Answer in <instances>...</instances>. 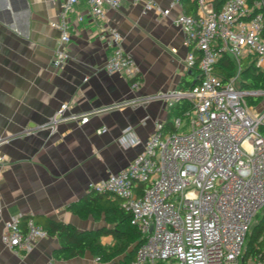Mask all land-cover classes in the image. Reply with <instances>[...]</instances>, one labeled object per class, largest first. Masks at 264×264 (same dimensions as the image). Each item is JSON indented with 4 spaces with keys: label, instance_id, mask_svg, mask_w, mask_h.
<instances>
[{
    "label": "built area",
    "instance_id": "built-area-1",
    "mask_svg": "<svg viewBox=\"0 0 264 264\" xmlns=\"http://www.w3.org/2000/svg\"><path fill=\"white\" fill-rule=\"evenodd\" d=\"M57 19L50 21L60 31L63 45L71 39L70 13L80 0H57ZM88 12L103 21L107 9L119 8L125 0H84ZM197 10L175 19L185 42L194 47L186 57L197 68L198 82L187 89L160 91L129 101L139 105L161 99L171 108L188 98L191 108L172 116L170 124L157 121L143 150L122 171L110 173L92 185L122 201L131 223L141 232L131 264H264V251L248 253L246 242L259 212L264 209V99L263 89L243 88V63L264 68V0H194ZM142 4L144 14L168 15L180 0L161 7L156 0H131ZM82 20L83 15H78ZM98 38L108 49L104 69L120 74L133 89L142 84L136 59L123 46L121 32L103 25ZM228 55L237 66L225 80L214 69ZM70 59L65 48L55 52L53 65ZM261 96L258 105L249 97ZM62 103L54 121L77 118L66 114ZM144 122V121H143ZM102 131H106L103 129ZM123 144H138L132 126L123 130ZM6 163L0 153V166ZM4 207L0 194V220ZM21 214L3 219L1 240L15 251H29L48 232L33 217L21 224ZM264 236V233H263Z\"/></svg>",
    "mask_w": 264,
    "mask_h": 264
},
{
    "label": "crops",
    "instance_id": "crops-1",
    "mask_svg": "<svg viewBox=\"0 0 264 264\" xmlns=\"http://www.w3.org/2000/svg\"><path fill=\"white\" fill-rule=\"evenodd\" d=\"M156 1L161 7L172 2ZM192 1L180 0L161 16L144 14L142 4L125 0L117 9L108 8L101 21L80 0L69 16L71 39L63 45L60 31L50 25L59 12L57 0H0V153L6 159L0 166V264H99L90 253L55 258L59 242L50 234L37 239L31 250L17 252L1 240L3 219L34 215L70 222L80 230L105 224L103 218H81L69 204L110 173L124 170L143 150L156 122L172 117L161 99L136 106L129 101L195 81V71L185 61L194 47L175 22L182 13L196 12ZM103 25L121 32L124 49L141 69L139 88L105 71L109 51L98 38ZM60 47L70 59L56 67L53 59ZM62 103L70 104L66 114L81 116L54 121ZM128 126L140 143L121 142ZM101 241L109 245L113 237L104 235Z\"/></svg>",
    "mask_w": 264,
    "mask_h": 264
},
{
    "label": "trees",
    "instance_id": "trees-1",
    "mask_svg": "<svg viewBox=\"0 0 264 264\" xmlns=\"http://www.w3.org/2000/svg\"><path fill=\"white\" fill-rule=\"evenodd\" d=\"M224 0H216L220 6ZM192 4L195 1L191 2ZM215 71L225 80L234 76L237 71L236 63L228 56L223 55L214 66ZM195 72V84L198 82ZM243 88L263 89L264 68L256 66L255 62L243 63L241 71ZM193 84L186 88H190ZM182 88V89H186ZM262 101L261 96L249 97L248 102L258 105ZM191 108L188 98H181L170 111L171 116H182L185 111ZM167 120L164 125L170 124ZM264 134V124L261 126ZM69 208L81 218L92 217L95 220L104 219L105 224L97 229L80 230L73 223L58 221L47 217L34 215H22L21 224L24 225L28 217H33L48 234L58 239L59 245L54 251L57 259H70L77 256H84L90 253L99 264H131L135 259L137 247L142 242L141 232L131 223L130 214L122 206L118 197H110L108 193L99 192L94 188L85 193L80 199L69 204ZM264 214L260 222L253 225L251 234L246 242L248 253L264 251ZM104 235H111L113 243L106 245L101 241Z\"/></svg>",
    "mask_w": 264,
    "mask_h": 264
},
{
    "label": "rangeland",
    "instance_id": "rangeland-1",
    "mask_svg": "<svg viewBox=\"0 0 264 264\" xmlns=\"http://www.w3.org/2000/svg\"><path fill=\"white\" fill-rule=\"evenodd\" d=\"M259 109L260 110H263L264 109V99H263L262 103L259 105ZM263 214H264V209L259 212V215L256 217V220H255V223L254 224H257V223L260 222L261 216ZM250 234H251V232H250ZM250 234L248 235V238H249Z\"/></svg>",
    "mask_w": 264,
    "mask_h": 264
},
{
    "label": "water",
    "instance_id": "water-1",
    "mask_svg": "<svg viewBox=\"0 0 264 264\" xmlns=\"http://www.w3.org/2000/svg\"><path fill=\"white\" fill-rule=\"evenodd\" d=\"M193 85H195V82H193ZM256 224H254V226H255Z\"/></svg>",
    "mask_w": 264,
    "mask_h": 264
}]
</instances>
